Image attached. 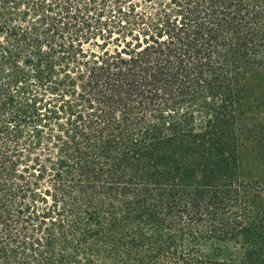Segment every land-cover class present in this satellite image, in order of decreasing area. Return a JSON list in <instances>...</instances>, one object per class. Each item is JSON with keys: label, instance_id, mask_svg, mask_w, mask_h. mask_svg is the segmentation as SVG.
<instances>
[{"label": "trees", "instance_id": "16d2710c", "mask_svg": "<svg viewBox=\"0 0 264 264\" xmlns=\"http://www.w3.org/2000/svg\"><path fill=\"white\" fill-rule=\"evenodd\" d=\"M262 71L264 0H0V264H264Z\"/></svg>", "mask_w": 264, "mask_h": 264}, {"label": "rangeland", "instance_id": "374dc122", "mask_svg": "<svg viewBox=\"0 0 264 264\" xmlns=\"http://www.w3.org/2000/svg\"><path fill=\"white\" fill-rule=\"evenodd\" d=\"M252 79V86L254 90L258 93L264 92V71L259 72L253 76ZM250 160V158H248ZM263 170H260L259 168L256 169H250V174L253 176H264V165L261 167Z\"/></svg>", "mask_w": 264, "mask_h": 264}, {"label": "snow or ice", "instance_id": "6c2138e0", "mask_svg": "<svg viewBox=\"0 0 264 264\" xmlns=\"http://www.w3.org/2000/svg\"><path fill=\"white\" fill-rule=\"evenodd\" d=\"M45 2H48V0H45ZM130 2H131V0H130ZM164 39H166V37H164Z\"/></svg>", "mask_w": 264, "mask_h": 264}]
</instances>
